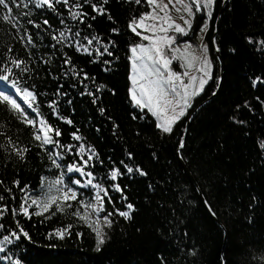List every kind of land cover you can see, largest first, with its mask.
I'll list each match as a JSON object with an SVG mask.
<instances>
[{
  "label": "trees",
  "instance_id": "trees-1",
  "mask_svg": "<svg viewBox=\"0 0 264 264\" xmlns=\"http://www.w3.org/2000/svg\"><path fill=\"white\" fill-rule=\"evenodd\" d=\"M225 2L216 0L207 36L213 77L170 133L130 96V48L140 40L130 26L149 10L147 0H53L54 9L6 0L11 12L0 5V77L35 97L25 102L18 98L24 91L15 94L19 111L0 100V264H264V0H228L217 26ZM44 132L58 144H42ZM72 164L92 176L67 172ZM61 177L77 200L57 192ZM88 179L107 189L99 218L79 203H95ZM52 195L63 211L53 204L35 215L41 209L32 199ZM128 204L131 219L116 214ZM77 210L87 218L73 215ZM68 225L64 239L49 238ZM21 227L30 241L11 237ZM93 228L105 236L100 251Z\"/></svg>",
  "mask_w": 264,
  "mask_h": 264
},
{
  "label": "snow or ice",
  "instance_id": "snow-or-ice-1",
  "mask_svg": "<svg viewBox=\"0 0 264 264\" xmlns=\"http://www.w3.org/2000/svg\"><path fill=\"white\" fill-rule=\"evenodd\" d=\"M60 2L68 4L69 0H57V3ZM139 2L140 0H136V3ZM147 3L153 6L152 12L146 13L138 20L132 21V31L137 35H141L140 32H137V26H145L146 21H152L151 24L146 26L148 30L152 31V36H143L144 40H151L152 43L150 46L141 44L131 49V52L135 57V59L132 61L134 75L132 77L133 87L131 90V99L135 102V105L141 109V111L147 109L154 116H157L161 120V123L158 124V127L162 128L165 133H170L172 131V125L181 117H183L186 113V109L191 106L189 103L190 97H194L198 95L199 92L203 91L208 79L211 78V61L206 55L208 52L207 45L202 46V55L197 57L191 52V45H186L183 50L178 46L174 47L176 36L168 35V33L173 31L176 34L185 36L188 35V31L191 30L193 20L197 13H203L205 20L211 21L216 0H190V2H186V0H175V2H173V0H169L167 4L163 3V0H147ZM35 4L36 6H47L48 8L53 9L55 7L53 0H35ZM169 4H173V7H175V4L182 5L183 12L186 13V15L179 16V19L183 22L182 24L176 23L173 17L170 15ZM0 5H3L8 12H11L12 9L8 7L6 0H0ZM77 7H79V5H77ZM92 8L94 11H98L101 15L104 14V10L102 8L97 9L95 4L92 5ZM181 11V8H176L177 13H180ZM79 15L80 13L73 12L72 18L77 19ZM2 18L3 20L9 22L12 20V17L8 15L3 16ZM94 18L95 17H93V19ZM47 23L48 21L45 20L44 24ZM37 27H39V25H37ZM208 28L209 23H204L201 25L200 31L205 32L208 30ZM76 35H79V33ZM60 36L63 37L64 33L61 32ZM28 39L31 40V37ZM92 42V39H87V44L91 45ZM85 51H87V48H85ZM107 51L108 50L106 48L105 52ZM169 53H171V55ZM177 53H179V55H176ZM108 55H111V53L108 52ZM174 59L184 61L182 66L186 68H192L194 66V62L200 63L201 67L199 68V71L202 73V75L199 77L198 89L195 87V83L198 79L196 76H191L190 82L188 84L184 83L183 77H188L190 75L189 71H184L181 74L171 70L170 66ZM13 63L19 66V64L23 62L14 60ZM5 71H8V69H5ZM177 85H179V88ZM190 89L191 92L189 91ZM21 91L25 92V100H27L29 97L33 99L35 98L34 93L28 92L27 90H21L20 88L16 87V81H10L8 76L0 77V100L10 104L13 109L18 111L20 110V104L17 103L13 96L17 93H20ZM5 92L8 94H5ZM28 107L31 108L32 105L29 104ZM27 123L34 124V121L28 120ZM68 123H71V121H68ZM41 124L43 125V121ZM41 130H43V127ZM49 130L55 131L57 136L60 135L59 131L51 129V126H49ZM35 139L40 141L41 136L36 135ZM75 139L79 140L80 137L75 135ZM53 143L58 144V141H54L52 137L47 134V132H44L42 144L46 145ZM180 147H184L182 142ZM24 151H27V149L17 150V154L21 155L22 157ZM84 151V147L81 146L80 152L83 153ZM49 159H52L51 155L49 156ZM53 163L57 168L61 167V165L57 164L55 160H53ZM87 164L88 160H84V165L87 166ZM126 170L128 173L133 172L131 167H128ZM67 172H78L82 175H87L88 177L92 176L91 172L85 173L84 169L76 164L68 165ZM119 174V170L112 171L111 179L115 181ZM141 174L144 175L145 173L141 172ZM55 184L62 185L61 188H57V192H63L64 201L77 200L78 193L74 188L63 185V177L56 180ZM73 184L79 186L81 185V181L79 179L74 180ZM87 185H91L97 189L95 194V203H89L85 205L83 200H80L79 203L84 207H91L97 213V218H99V213L105 211L103 205L104 196L101 195V192H103L104 195H107V189H102L99 184L93 185L92 179L87 180ZM65 188L66 191L64 190ZM115 189L120 192L123 191L119 184L115 185ZM69 193H71V195H69ZM2 199L3 197L0 196V200ZM58 199L59 198L54 195L49 196L46 200L41 201L32 199L31 204L36 205L41 209V211H37L34 214L43 215L45 212H48L53 204H57ZM97 204L100 206L97 207ZM68 206L71 207V204ZM127 209L128 211L117 210L116 214L124 217L125 219H131V212L134 211L133 205L128 204ZM57 211H63V208L60 207L59 204H57ZM13 212H15V209H13ZM21 212L25 215H29V209L23 205L21 206ZM73 215L84 220L87 218L88 213L85 212L83 215H81V212L77 210L73 213ZM111 215L112 213H108L103 217L109 227L112 223L109 220ZM29 218L31 217L29 216ZM47 218L50 219L51 216ZM89 226L91 227V225ZM0 227H3V225H0ZM71 227V225H68L67 228L57 229L54 233H49V238L55 237L64 239L65 235L68 234V229ZM93 231L96 235V251H100L101 246L106 242L105 236L97 228H93ZM21 236L29 241L31 240L29 233L22 227L19 228L18 231L11 233V237H14L15 241H20ZM3 241L9 243L12 242L9 236H4ZM3 252H5V248L0 247V253ZM16 264H20V261H16Z\"/></svg>",
  "mask_w": 264,
  "mask_h": 264
},
{
  "label": "rangeland",
  "instance_id": "rangeland-1",
  "mask_svg": "<svg viewBox=\"0 0 264 264\" xmlns=\"http://www.w3.org/2000/svg\"><path fill=\"white\" fill-rule=\"evenodd\" d=\"M168 2H169V0H163V3H165V4H167ZM173 2H175V0H173ZM186 2H190V0H186ZM176 8H181L182 11L180 13H177L176 12ZM152 10H153V6L149 5V10L147 12L143 13V15H141L140 17L144 16L146 13L152 12ZM169 13L173 17V19L175 20L176 23H179V24L183 23L179 19L180 15H186V13L183 12L182 5L175 4V7H173V4H169ZM139 18H137L136 20H138ZM151 23H152V21L148 20V21L145 22V26H137V32L141 33V35H138L140 40H139V42L136 45H134V46H132L130 48V65H131V68H130V96H131V90H132V87H133V85H132V77L134 75L133 68H132V61L135 59V57L133 56V54L131 52V49L133 47H137L138 45H141V44H143L145 46H150L151 45V43H152L151 40H144L143 39V36H152V31L148 30L147 27H146L147 25H149ZM204 23H209V25H210L211 21H206L205 18H204L203 13H197L195 15L194 20H193L192 28H191V30L188 31V35L185 36V35L176 34L173 31H170L168 33V35H175L176 36V42H175L174 47L178 46V47H180L183 50L186 45H191V52L197 57L202 55V51H201L202 46L203 45H207L208 52H207L206 55H207L208 59L211 61V70H210L211 71V78L208 79L207 83L205 84V86L203 88V91L205 90V88L207 87V85L209 84V82L211 81V79L213 77L212 49H211V44H210V42H209V40L207 38L208 33L210 31V27L208 28L207 31L201 32L200 31V27ZM130 28L132 30V24H131ZM169 54L171 55V53H169ZM176 55H179V53H177ZM183 64H184V61L175 60L174 59L172 64H171V66H170L171 70L174 71V72H177V73H181V74L184 71H189L190 75L188 77H183L184 83L188 84L190 82L191 76H196L198 79H197V81L195 83V87L198 89V87H199V77L202 75V73L199 71V68L201 67L200 63L199 62H194V66L192 68H186V67L182 66ZM177 87L179 88V85H177ZM137 91H138V88H137ZM189 91L191 92V89ZM203 91L199 92V94L194 96V97H190L189 103H190L191 106L194 104L195 99L197 97H199L203 93ZM18 98L23 100V101H25V102H29V101L33 100V98H31V97H29V98H27V100H25V93L24 94H19ZM190 107H188L186 109V112L189 110ZM150 114L156 120L157 125L161 123V120L157 116H154L151 112H150ZM169 114H171V113H169ZM174 124L172 125V128H173ZM160 129L162 130V128H160ZM99 206L100 205L97 204V207H99ZM91 211H92L91 214L94 217L96 212L93 209H91Z\"/></svg>",
  "mask_w": 264,
  "mask_h": 264
},
{
  "label": "water",
  "instance_id": "water-1",
  "mask_svg": "<svg viewBox=\"0 0 264 264\" xmlns=\"http://www.w3.org/2000/svg\"><path fill=\"white\" fill-rule=\"evenodd\" d=\"M227 2H228V0H226V2L224 3V5H223V7H222V9H221V11H220L219 18H218V20H217V26H218V22H219L220 16L222 15V13H223V11H224L226 5H227ZM215 38H216V35L213 37V40H212V44H213V46H215ZM213 41H214V43H213ZM215 51H216L217 59H218V61L220 62L221 66H222V76H221V80H222L223 77H224V67H223V64H222V62H221L220 54L218 53L217 50H215ZM215 96H216V95H215ZM215 96H213L212 98L208 99L206 102L211 101ZM206 102H205V103H206ZM200 107H201V106H199V108H200ZM193 115H194V114H193ZM193 115L190 117V119H189V121H188V124H187V127H186V135H187V133L189 132V128H190V124H191V120H192V118H193ZM181 149H182V148H181ZM181 149L178 151V156H179V158H180V162H181L183 168L185 169V171L187 172L188 176H189L190 179L192 180V182L195 184L196 187H198L197 184H196V182H195V179L193 178V176L191 175V173H190V171L188 170L187 166L184 164V162H183L182 159H181V156H180ZM199 192H200V191H199ZM200 195H201V197H202V194H201V193H200ZM214 219H215V221H216L218 224H220L219 221H218L215 217H214ZM220 225H221V224H220ZM226 239H227V235H226ZM225 243H226V240H225Z\"/></svg>",
  "mask_w": 264,
  "mask_h": 264
},
{
  "label": "flooded vegetation",
  "instance_id": "flooded-vegetation-1",
  "mask_svg": "<svg viewBox=\"0 0 264 264\" xmlns=\"http://www.w3.org/2000/svg\"><path fill=\"white\" fill-rule=\"evenodd\" d=\"M200 26V25H199ZM210 26V25H209Z\"/></svg>",
  "mask_w": 264,
  "mask_h": 264
}]
</instances>
